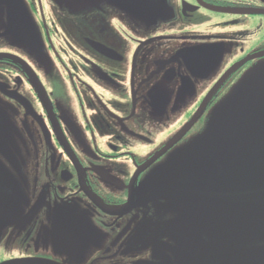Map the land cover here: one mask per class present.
I'll use <instances>...</instances> for the list:
<instances>
[{
	"label": "flooded vegetation",
	"instance_id": "1",
	"mask_svg": "<svg viewBox=\"0 0 264 264\" xmlns=\"http://www.w3.org/2000/svg\"><path fill=\"white\" fill-rule=\"evenodd\" d=\"M159 2L165 18L141 25L125 10L156 18L162 5L26 0L29 63L0 46V161L29 198L0 227V263H254L190 244L184 188L160 178L264 58V0Z\"/></svg>",
	"mask_w": 264,
	"mask_h": 264
},
{
	"label": "water",
	"instance_id": "2",
	"mask_svg": "<svg viewBox=\"0 0 264 264\" xmlns=\"http://www.w3.org/2000/svg\"><path fill=\"white\" fill-rule=\"evenodd\" d=\"M155 1L162 5L156 18L136 9L125 12L132 21L150 25L164 19L167 12V3ZM1 6L12 22V26L8 23L10 31L19 25V33L13 32L12 37L20 40L24 37L20 32L26 29L29 43L36 44L38 33L30 24L24 3L0 0ZM260 67L244 74L211 111L203 130L161 170L178 173L160 178L166 186L184 188L176 193L184 207L183 218L189 223L180 226L184 229L181 234L191 236L187 238L190 244L210 252L223 246L230 252L247 250L252 264H264V68ZM4 171L0 165V227L12 218L10 208L24 202ZM0 264L54 263L14 259Z\"/></svg>",
	"mask_w": 264,
	"mask_h": 264
},
{
	"label": "rangeland",
	"instance_id": "3",
	"mask_svg": "<svg viewBox=\"0 0 264 264\" xmlns=\"http://www.w3.org/2000/svg\"><path fill=\"white\" fill-rule=\"evenodd\" d=\"M21 2L24 3L25 7H26V11L27 14L29 15V6L27 7V3L26 0H20ZM56 1V0H55ZM7 14L5 12L4 9H2V6L0 7V46L3 47L2 45H5L8 48L13 49L14 53L16 54V56L22 60V62L26 61L27 63H29V34H28V30L24 29L22 32V34H24V37L21 38L20 40H17L16 38L12 37V33L16 32L19 33V25L16 24V27L13 28L12 31H10L8 23H10V26H12V22L8 21L6 18ZM260 37V36H259ZM30 58H33V56H30ZM36 64V61H32V64ZM260 67V69L263 67L264 68V58L260 59L259 61H257V63L255 65H253L251 68H249L250 70L255 69V67ZM249 70V71H250ZM160 143V142H159ZM179 150V147H175L174 150H172L171 152H169L166 157L161 161V163H169L171 161V159L173 158V156L175 154H177V151ZM4 162L0 161V165L5 169V171H7V169L2 165ZM159 163V167H162L163 164ZM157 166V165H156ZM155 167V166H154ZM154 167L152 169H154ZM158 168V166L156 167ZM28 169L27 167L23 169V172L26 176H29L28 173ZM24 192H28L26 190H22V194L23 196H25L26 198H29V195L24 193Z\"/></svg>",
	"mask_w": 264,
	"mask_h": 264
}]
</instances>
